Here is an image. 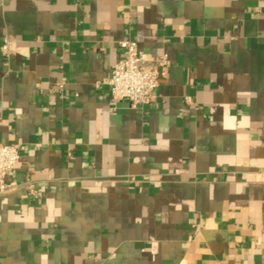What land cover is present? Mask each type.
<instances>
[{
  "label": "crops",
  "instance_id": "crops-1",
  "mask_svg": "<svg viewBox=\"0 0 264 264\" xmlns=\"http://www.w3.org/2000/svg\"><path fill=\"white\" fill-rule=\"evenodd\" d=\"M0 140V264H264V0H0Z\"/></svg>",
  "mask_w": 264,
  "mask_h": 264
},
{
  "label": "built area",
  "instance_id": "built-area-1",
  "mask_svg": "<svg viewBox=\"0 0 264 264\" xmlns=\"http://www.w3.org/2000/svg\"><path fill=\"white\" fill-rule=\"evenodd\" d=\"M8 39H3L2 48L8 49ZM121 56L112 65L106 80L109 96L113 101L127 99L132 107L149 102L158 84V77L165 74L167 55L165 53L148 57L134 41H119ZM20 158V151L14 143L0 140V191L5 189L6 175L14 170Z\"/></svg>",
  "mask_w": 264,
  "mask_h": 264
}]
</instances>
